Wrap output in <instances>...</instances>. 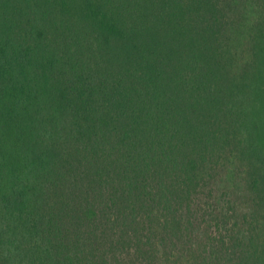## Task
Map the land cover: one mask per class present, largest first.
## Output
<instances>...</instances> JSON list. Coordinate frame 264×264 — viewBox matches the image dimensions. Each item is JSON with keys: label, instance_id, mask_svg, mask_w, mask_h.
I'll list each match as a JSON object with an SVG mask.
<instances>
[{"label": "trees", "instance_id": "obj_1", "mask_svg": "<svg viewBox=\"0 0 264 264\" xmlns=\"http://www.w3.org/2000/svg\"><path fill=\"white\" fill-rule=\"evenodd\" d=\"M251 1L0 0V264H264Z\"/></svg>", "mask_w": 264, "mask_h": 264}, {"label": "rangeland", "instance_id": "obj_2", "mask_svg": "<svg viewBox=\"0 0 264 264\" xmlns=\"http://www.w3.org/2000/svg\"><path fill=\"white\" fill-rule=\"evenodd\" d=\"M254 1L255 0H252L251 3L254 2ZM251 3L247 4V5H249V6H247L248 7V10L252 11V14H251L250 11L247 14L248 15L247 16V20H249L248 23H247V25H250L251 24L252 18L254 17V12L253 11L256 9V7L254 5H251ZM205 207H206V209H208L210 207V209L207 212L211 213V200H206ZM207 212L204 214V218L206 219V223H208L209 226H210L209 229H208V231H207V234H211V216H207ZM236 219L237 218L235 217L234 220H236ZM202 233H206V228H205V225L204 224H203L202 229H201V231L199 233L200 234V238H201V242L204 244L205 243V235H203ZM192 252L187 253L186 256L183 255V257L185 258V260H188V261H189V259H191V258L193 259L194 258L195 262L197 264H200L201 263V260H202L201 257L203 255L201 253V249H195Z\"/></svg>", "mask_w": 264, "mask_h": 264}]
</instances>
